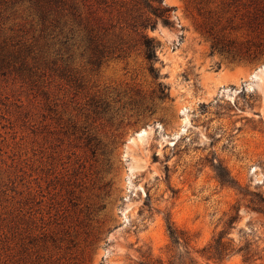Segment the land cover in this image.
<instances>
[{"label": "rangeland", "instance_id": "obj_1", "mask_svg": "<svg viewBox=\"0 0 264 264\" xmlns=\"http://www.w3.org/2000/svg\"><path fill=\"white\" fill-rule=\"evenodd\" d=\"M164 3L155 76L116 12L96 47L67 5L0 0V264L165 258L166 214L201 248L239 205L228 236L264 262V218L212 167L264 196V0Z\"/></svg>", "mask_w": 264, "mask_h": 264}, {"label": "trees", "instance_id": "obj_2", "mask_svg": "<svg viewBox=\"0 0 264 264\" xmlns=\"http://www.w3.org/2000/svg\"><path fill=\"white\" fill-rule=\"evenodd\" d=\"M55 5H67L74 24L82 27V34L90 45L99 46L100 40L97 31L91 23V19H100L98 12L112 14L116 12L117 23L111 22L109 29H116L118 32L129 31L139 36L143 57L149 64L150 71L158 76L153 64L159 60L156 50L160 43L154 37L149 36L145 31L154 29L158 22L165 26H174L172 20L173 7L164 3V0H48ZM45 9L49 10L47 7ZM97 16V17H96ZM212 47L218 46L213 43ZM165 86H160L161 97L165 93ZM215 176L219 183L224 186L238 189L243 196H248V204L245 205L248 211L255 212L264 218V196L258 192L244 190L237 181L230 176L225 166L217 161L212 164ZM238 207H233L220 230L211 240L201 248H194L191 245L189 234L176 227L169 215L164 216L165 227L169 244L165 258L153 256L151 252L142 254L136 264H220L233 255H240L245 264H264L262 256L256 248L247 240L235 243L228 234L234 223L239 219Z\"/></svg>", "mask_w": 264, "mask_h": 264}]
</instances>
